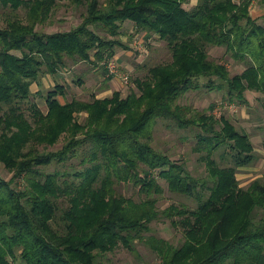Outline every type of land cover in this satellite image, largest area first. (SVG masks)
I'll list each match as a JSON object with an SVG mask.
<instances>
[{
    "label": "trees",
    "instance_id": "16d2710c",
    "mask_svg": "<svg viewBox=\"0 0 264 264\" xmlns=\"http://www.w3.org/2000/svg\"><path fill=\"white\" fill-rule=\"evenodd\" d=\"M189 1L0 0L10 13L0 27V165L12 174L0 175V264H114L109 254H139V243L160 264H264V175L248 187L237 176L258 158L250 133L211 113L213 106L183 103L203 86L245 106L248 90L264 95V24L251 13L254 0H198L187 9ZM66 4L85 6L80 23L38 28ZM131 22L134 33L165 43L171 58L139 65L146 73L132 77L128 95L67 99L61 82L42 90L46 75L57 81L82 62L103 63L107 75L118 49L130 47L122 33ZM212 47L246 63L244 71L232 74ZM161 119L195 133L205 177L155 147ZM55 164L64 167L48 170ZM160 179L196 206L160 208ZM119 183L137 186L145 199L119 193ZM163 219L181 231L180 244L151 233Z\"/></svg>",
    "mask_w": 264,
    "mask_h": 264
},
{
    "label": "rangeland",
    "instance_id": "374dc122",
    "mask_svg": "<svg viewBox=\"0 0 264 264\" xmlns=\"http://www.w3.org/2000/svg\"><path fill=\"white\" fill-rule=\"evenodd\" d=\"M197 2L198 0H190L184 6L189 9L196 5ZM84 11V5L79 8L67 4L62 5L57 7L47 23L39 25L38 28L45 32L69 30L81 22ZM25 12L24 9H20L18 15L26 18ZM251 13L264 24V4L260 0H254ZM8 16H10V13H7L5 9L0 7V27L5 26ZM123 30V39L130 47L126 49L119 48L115 55L118 57V71L116 76L113 75L114 82L113 80L111 82L107 81L110 71L105 75L102 69L103 63L96 66V64L90 62H82L78 64V67L73 68L71 66L69 68L71 71H63L57 81H55L52 75H46L43 78L45 80L42 79L44 82L42 90L45 91L47 88L55 86L57 82H61L66 85L67 99L78 97L91 100L95 96L98 97V95L99 98L106 97L107 94L103 95V93H105L107 88H112V93H108V95H112L120 86L119 90L126 96L136 87L132 77L137 74L144 75L146 73V68L138 70L139 65L146 62L151 64L158 60L171 58L166 44L156 35L151 36L152 38H147L145 32L134 33L136 27L133 22L126 23ZM129 52L130 57L128 56ZM210 55L218 61L227 64L232 74L241 73L246 68V63L235 61L229 53H226L224 47H212ZM126 75L128 76L127 81L124 78ZM79 79L83 81L79 83ZM204 81L207 80H202V82ZM39 88L41 89V86ZM247 97L250 105H239L237 102H231L224 90H209L203 86L199 90L189 92L183 99V103L192 105L197 110H208L212 109L213 106L211 113H214L218 118L223 114L231 117L239 128L241 127L250 133L258 158L253 164L239 169L237 176L241 186L244 187H248L254 180L264 175V95L257 91L248 90ZM61 99L62 101L66 100L63 97ZM39 103L41 108L46 111L47 105L45 100L43 98L39 99ZM80 119L83 120V116ZM194 135L195 133L192 130L179 129L172 122L161 119L156 124L154 145L167 152L174 160L187 161L193 175L205 177L206 169L205 164L201 160L202 154L194 150L196 146ZM64 142L65 138L62 137L51 149L62 148ZM73 160L74 162H78L76 158L71 161ZM63 167L62 165L55 164L47 168L48 170H57ZM0 175L8 179L12 177V174L3 165H0ZM160 182L164 187V193L157 196L160 208L168 207L171 204L179 206L187 205L190 208L196 206L195 200L170 191L168 183L165 180L160 179ZM116 189L119 193L131 196L136 200L145 199L140 194L139 188L131 183H119ZM151 233L158 237L166 238L175 245L180 244L183 239L181 231L174 228L168 219L152 223ZM138 246L139 254L121 248L113 254H109L106 257V261L108 262V259H111L114 264H160L158 255L147 244L139 243Z\"/></svg>",
    "mask_w": 264,
    "mask_h": 264
},
{
    "label": "built area",
    "instance_id": "2783aa9c",
    "mask_svg": "<svg viewBox=\"0 0 264 264\" xmlns=\"http://www.w3.org/2000/svg\"><path fill=\"white\" fill-rule=\"evenodd\" d=\"M108 67L110 69V72L113 73L115 76L117 75V71H118V57H113L112 59H110L109 63H108ZM125 80H128V76L126 75Z\"/></svg>",
    "mask_w": 264,
    "mask_h": 264
},
{
    "label": "crops",
    "instance_id": "0c3cea01",
    "mask_svg": "<svg viewBox=\"0 0 264 264\" xmlns=\"http://www.w3.org/2000/svg\"><path fill=\"white\" fill-rule=\"evenodd\" d=\"M128 56L130 57V52L128 53ZM78 67V66H77ZM43 80H45V79H43ZM113 80V79H112ZM111 80V81H112ZM110 81V82H111ZM113 82H114V80H113ZM44 83V82H43ZM116 84H117V82H116ZM117 86V85H116ZM40 86H39V84L38 83H34L33 84V86H32V89H33V91H38L40 88H39ZM119 89H120V86H119ZM119 89H117V90H119ZM111 90H112V88L110 89V88H107L106 89V91H105V93H103V95L104 94H107V96L106 97H108L112 92H111ZM108 93H110L109 95H108ZM111 96V95H110ZM98 98H99V95H98ZM101 98V97H100ZM104 98V97H103Z\"/></svg>",
    "mask_w": 264,
    "mask_h": 264
}]
</instances>
